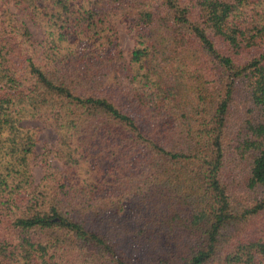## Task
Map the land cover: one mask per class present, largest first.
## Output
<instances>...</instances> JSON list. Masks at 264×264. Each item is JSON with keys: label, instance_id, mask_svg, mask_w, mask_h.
<instances>
[{"label": "trees", "instance_id": "16d2710c", "mask_svg": "<svg viewBox=\"0 0 264 264\" xmlns=\"http://www.w3.org/2000/svg\"><path fill=\"white\" fill-rule=\"evenodd\" d=\"M13 2L0 264H264V0ZM31 119L62 161L36 183Z\"/></svg>", "mask_w": 264, "mask_h": 264}, {"label": "rangeland", "instance_id": "374dc122", "mask_svg": "<svg viewBox=\"0 0 264 264\" xmlns=\"http://www.w3.org/2000/svg\"><path fill=\"white\" fill-rule=\"evenodd\" d=\"M0 6H5L10 11H16L13 0H0ZM31 33L35 39L41 38L40 29L30 19H25ZM115 36L118 41L119 49L125 59L128 58L130 50L134 47L133 32L130 30L128 21H118L115 24ZM23 125L32 128L35 132L36 145L34 154L30 159V167L33 176V181L36 183L43 175L45 161H48L51 166L62 167V161L56 154L57 134L49 126L37 119L25 120ZM45 160V161H44Z\"/></svg>", "mask_w": 264, "mask_h": 264}]
</instances>
